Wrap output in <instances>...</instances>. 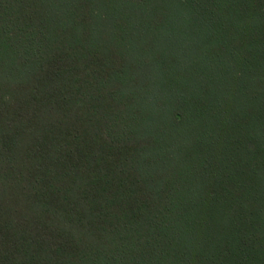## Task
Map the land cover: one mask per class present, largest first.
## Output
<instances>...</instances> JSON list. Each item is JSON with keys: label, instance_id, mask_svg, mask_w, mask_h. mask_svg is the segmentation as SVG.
I'll list each match as a JSON object with an SVG mask.
<instances>
[{"label": "trees", "instance_id": "obj_1", "mask_svg": "<svg viewBox=\"0 0 264 264\" xmlns=\"http://www.w3.org/2000/svg\"><path fill=\"white\" fill-rule=\"evenodd\" d=\"M0 264H264V0H0Z\"/></svg>", "mask_w": 264, "mask_h": 264}]
</instances>
